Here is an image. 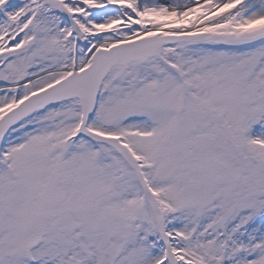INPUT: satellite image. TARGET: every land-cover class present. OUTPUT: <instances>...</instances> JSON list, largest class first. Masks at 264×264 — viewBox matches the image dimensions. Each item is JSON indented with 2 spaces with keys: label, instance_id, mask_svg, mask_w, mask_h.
I'll return each instance as SVG.
<instances>
[{
  "label": "snow or ice",
  "instance_id": "obj_1",
  "mask_svg": "<svg viewBox=\"0 0 264 264\" xmlns=\"http://www.w3.org/2000/svg\"><path fill=\"white\" fill-rule=\"evenodd\" d=\"M0 264H264V0H0Z\"/></svg>",
  "mask_w": 264,
  "mask_h": 264
}]
</instances>
